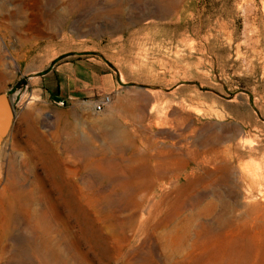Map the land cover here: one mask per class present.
Here are the masks:
<instances>
[{
  "label": "rangeland",
  "instance_id": "1",
  "mask_svg": "<svg viewBox=\"0 0 264 264\" xmlns=\"http://www.w3.org/2000/svg\"><path fill=\"white\" fill-rule=\"evenodd\" d=\"M2 93L0 264H264V0H0Z\"/></svg>",
  "mask_w": 264,
  "mask_h": 264
},
{
  "label": "water",
  "instance_id": "2",
  "mask_svg": "<svg viewBox=\"0 0 264 264\" xmlns=\"http://www.w3.org/2000/svg\"><path fill=\"white\" fill-rule=\"evenodd\" d=\"M13 111L6 94H0V141L9 130Z\"/></svg>",
  "mask_w": 264,
  "mask_h": 264
},
{
  "label": "bare ground",
  "instance_id": "3",
  "mask_svg": "<svg viewBox=\"0 0 264 264\" xmlns=\"http://www.w3.org/2000/svg\"><path fill=\"white\" fill-rule=\"evenodd\" d=\"M250 176L253 177L252 175H250ZM20 194H21V193H20ZM246 202L248 203V201H246ZM246 202H243V203H246ZM244 205H245V204H244ZM258 207H259V206H258ZM260 207H261V206H260ZM260 207H259V208H260ZM245 208H246V207H245ZM247 213H250V209H247ZM259 213H261V212H259ZM257 214H258V213H257ZM257 214H256V215H257ZM262 215H263V214H262ZM263 216H264V215H263ZM251 217H253V215H252ZM254 217H256L255 220L258 219V221H259V219H260V220L263 219V217H262L261 215H260V216H259V215H258V216H254ZM250 219H251V218H250ZM249 221H250V220H249Z\"/></svg>",
  "mask_w": 264,
  "mask_h": 264
},
{
  "label": "built area",
  "instance_id": "4",
  "mask_svg": "<svg viewBox=\"0 0 264 264\" xmlns=\"http://www.w3.org/2000/svg\"><path fill=\"white\" fill-rule=\"evenodd\" d=\"M106 101H107V98H106Z\"/></svg>",
  "mask_w": 264,
  "mask_h": 264
}]
</instances>
